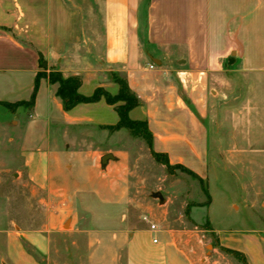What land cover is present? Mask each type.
I'll return each mask as SVG.
<instances>
[{"label":"crops","instance_id":"obj_1","mask_svg":"<svg viewBox=\"0 0 264 264\" xmlns=\"http://www.w3.org/2000/svg\"><path fill=\"white\" fill-rule=\"evenodd\" d=\"M40 59L46 74L79 77L83 96L96 88L115 95L118 86L109 74L125 77L139 100L129 118L147 122L154 152L165 154L169 164L189 167L188 156L202 155L204 117L199 97L186 99L189 84L206 77L229 85L232 80H220V74L240 71L262 76L263 92L264 0H0V102L30 99ZM56 91L57 84L40 79L20 149L40 185L63 199L61 211L71 214L65 200H75L91 230L112 234L128 264H219L216 249L206 250L212 239L239 254L231 256L232 264H264L263 216L247 217L254 226L229 224L225 231L208 220V236L191 211L184 220L146 213L157 232L142 216L132 219L125 156L90 137L127 133L104 128L118 122L113 106L101 99L65 112ZM258 100L263 113L264 93ZM231 150L254 151L235 145ZM107 153L115 160L102 168L100 158ZM241 189L244 195L247 187ZM211 205L212 197L199 209ZM239 207L229 205L234 212Z\"/></svg>","mask_w":264,"mask_h":264},{"label":"rangeland","instance_id":"obj_2","mask_svg":"<svg viewBox=\"0 0 264 264\" xmlns=\"http://www.w3.org/2000/svg\"><path fill=\"white\" fill-rule=\"evenodd\" d=\"M202 78L201 84H189L191 97H186H199L204 110L202 155L199 159L188 156L189 167L156 161L146 142L127 131L117 138L90 137L125 156L132 219L139 221L152 211L157 220L164 212L170 220L180 216L184 220L191 211L201 223L197 227L208 236V220L225 231L229 224L254 226V221L246 220L250 215L252 219L264 217V112H260L258 100L264 88L262 92L259 86L262 76L240 71L220 74V80H232L229 85ZM243 107L250 111H243ZM29 112L28 107L12 112L0 106V264H128L112 234L105 237L99 230H91L75 200H65L71 214L61 211L63 199L42 187L39 177L24 165L20 138ZM234 145L254 151H233ZM243 185L247 187L245 197ZM157 192L162 203L153 198ZM211 197L212 205L199 209L208 207ZM243 198H248L247 203H242ZM233 201L240 206L237 212L229 208ZM212 248L218 252L214 255L219 257V264L233 263L231 250L218 246L213 239L206 250Z\"/></svg>","mask_w":264,"mask_h":264},{"label":"trees","instance_id":"obj_3","mask_svg":"<svg viewBox=\"0 0 264 264\" xmlns=\"http://www.w3.org/2000/svg\"><path fill=\"white\" fill-rule=\"evenodd\" d=\"M39 68L42 71L38 72L35 80L31 97L28 101H21L16 103L0 102V106L15 111L19 107H28L32 109L36 93L38 90L39 81L41 78L48 79L50 84H57L56 96L60 99L62 109L65 112L71 111L75 106L79 104L96 103L103 99L109 106H113L114 111L118 116V122L114 126L104 127L109 132L125 129L134 138L142 139L146 142L152 156L158 162L164 163L166 166H170L168 158L165 154L154 152L152 149L153 136L148 129L147 122L145 120L136 121L129 118V112L139 106V100L136 95L128 87L125 77L118 73H110L109 78L112 82L117 84L118 92L115 95H111L102 88H96L91 96H83L78 92L81 85V79L79 77L64 78L59 72L45 73V63L43 60H39ZM182 170L190 173L195 178L197 176L185 169L183 166H178ZM232 252V251H231ZM234 256L239 254L232 252ZM244 262V260H242Z\"/></svg>","mask_w":264,"mask_h":264},{"label":"water","instance_id":"obj_4","mask_svg":"<svg viewBox=\"0 0 264 264\" xmlns=\"http://www.w3.org/2000/svg\"><path fill=\"white\" fill-rule=\"evenodd\" d=\"M110 160H115V158H114V156L112 154L107 153V154L103 155L100 158V166L102 168H104L106 166V164L108 163V161H110ZM153 198L158 199L160 201V203L163 202L162 195L159 192L153 194Z\"/></svg>","mask_w":264,"mask_h":264},{"label":"built area","instance_id":"obj_5","mask_svg":"<svg viewBox=\"0 0 264 264\" xmlns=\"http://www.w3.org/2000/svg\"><path fill=\"white\" fill-rule=\"evenodd\" d=\"M149 67L152 69V68H153V65H150ZM141 220H142L144 223L148 224V228H149V230H150L151 232H157V231H158V226H157V224L154 223V222H152V220H151V218H150V216H149L148 214H144V215H142ZM152 242H153V243H157V239L154 238V239L152 240Z\"/></svg>","mask_w":264,"mask_h":264}]
</instances>
